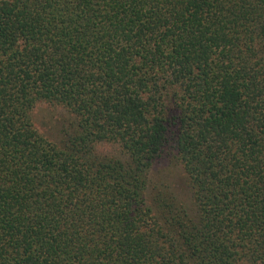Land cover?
Segmentation results:
<instances>
[{"label":"trees","instance_id":"1","mask_svg":"<svg viewBox=\"0 0 264 264\" xmlns=\"http://www.w3.org/2000/svg\"><path fill=\"white\" fill-rule=\"evenodd\" d=\"M0 264H264V0H0Z\"/></svg>","mask_w":264,"mask_h":264},{"label":"rangeland","instance_id":"2","mask_svg":"<svg viewBox=\"0 0 264 264\" xmlns=\"http://www.w3.org/2000/svg\"><path fill=\"white\" fill-rule=\"evenodd\" d=\"M31 119L39 133L51 141H56L60 137L62 126L68 125L71 118L61 107L48 103H37L31 111ZM94 152L102 157H113L118 155V147L113 143L99 142L94 145ZM170 159L165 157L158 159L153 165L152 174L169 182L178 198L181 201H187L189 193L185 178L175 159Z\"/></svg>","mask_w":264,"mask_h":264}]
</instances>
